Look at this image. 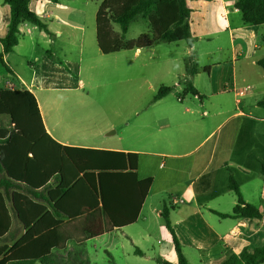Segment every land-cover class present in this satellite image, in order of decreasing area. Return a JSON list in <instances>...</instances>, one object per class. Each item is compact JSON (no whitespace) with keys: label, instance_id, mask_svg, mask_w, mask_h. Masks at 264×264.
I'll use <instances>...</instances> for the list:
<instances>
[{"label":"crops","instance_id":"1","mask_svg":"<svg viewBox=\"0 0 264 264\" xmlns=\"http://www.w3.org/2000/svg\"><path fill=\"white\" fill-rule=\"evenodd\" d=\"M186 1L187 7L191 10L190 29L195 41L191 47L185 43V56L180 57L184 69L190 58L193 62L196 61L199 55L196 48L198 41L218 38L225 31L230 37L228 48L231 54L230 81L221 91L214 90L211 84L206 88H199L196 84L198 69L194 75L187 77L198 93L190 95L194 100H198L200 107L208 106V111L189 108L184 103L189 93L182 92L183 89L178 83L179 78L169 85L174 87L170 93L157 101H152V105L158 110L156 122L164 127L161 138L164 146L169 150L167 153L113 146V142L107 139L112 132L103 134L97 130L72 129L63 121L65 120L63 117L69 116L71 111L55 109L54 102L50 104L46 98L41 102L38 101L33 89L36 88L38 91L48 89L46 84L50 78L59 77L67 83L64 87H70L74 83L82 87L84 81L81 70L84 60L87 63L94 60L107 62L108 58H111L118 64L122 52L127 50L106 55L100 52L95 36V15L101 2L93 12V30H89L86 25L85 6H74V0L28 2L29 10L46 25L49 33L29 22L18 25V43L4 56L9 71L0 67L4 81L0 82V85H15L14 80H16L19 82V89L29 90L34 95L45 131L59 145L135 152L138 154L137 177L152 179L134 223L114 228L82 242L70 236L71 238H68L61 248H52L44 264H86L85 262L93 258L90 253L91 248L88 247L92 245L94 254L97 253L96 246H93L95 243H100L97 245L99 250L109 257H112L115 250L120 251L123 262L131 260L138 264L139 260L150 259L155 264H159L156 262L158 257L148 254L143 244L151 242L147 230L149 223L156 219L163 222L161 217L163 208L168 209L170 225L189 264H220L232 254L240 253L244 248L253 251L264 243L262 220L224 218L215 214V212L230 214L236 203L234 192L228 188L230 171L238 182L242 199L256 206L264 214V175L260 171L261 162L264 163V107L258 105L264 100V72L256 63L260 58H264V52H261L264 48V42L261 40L264 24L258 26L244 24L239 11H233L235 0ZM226 11L230 13L226 14ZM8 17L9 6L2 4L0 0V38L6 34ZM139 20H143L147 31L137 30L140 32L138 36H150L147 19L137 17L130 25H136L134 23ZM112 27L115 32H119L118 25L112 24ZM158 44L131 51L135 57H138L144 49L153 52V48ZM37 49L43 50L44 53L38 56L35 51ZM222 51L221 45L216 44L207 54H221ZM13 56L18 57L19 60L11 59ZM50 58L59 59L62 65H50L48 61ZM178 58L176 57L175 61H178ZM23 62L26 67L23 66ZM217 63L218 67L222 66V63ZM203 69L205 70L206 67ZM179 76L185 77V71ZM243 88L247 90L239 95L238 92ZM229 92L233 95V107L226 108L223 104L224 96ZM193 113L201 114L202 119L205 120H188L189 117L194 116ZM225 123H229L228 129L206 146L213 137L211 135ZM110 127L104 128L103 131L109 130ZM207 127L210 129L205 134L204 129ZM150 156L165 157L164 165L159 164L160 169L166 167L162 174L157 176L151 172V167L148 168ZM50 183L52 187L57 184L54 180ZM247 187L245 194L243 188ZM71 202V197L64 199L66 208L73 210L70 206ZM40 203L51 210L45 202ZM6 205L11 217V227L0 241V245L5 244L9 247L22 236L24 229L14 216L10 200L8 205L7 198ZM131 212L126 213V218ZM62 222H67V218H62ZM95 224L98 227L99 224L102 226L105 223L102 220ZM140 225L144 229H139ZM114 232H120L121 237L117 235L115 241L109 239L110 237L107 238ZM164 239L166 242L169 240L166 243L167 253L159 255V259L177 264V256L168 230L164 232ZM125 242L129 244L126 250H124Z\"/></svg>","mask_w":264,"mask_h":264},{"label":"trees","instance_id":"2","mask_svg":"<svg viewBox=\"0 0 264 264\" xmlns=\"http://www.w3.org/2000/svg\"><path fill=\"white\" fill-rule=\"evenodd\" d=\"M29 1L1 0L9 6L7 31L0 38V67L7 71L4 56L18 43L20 23L29 22L49 33L46 25L29 10ZM234 7L244 24H264V0H235ZM190 14L186 0H103L95 15L96 43L105 55L148 48L160 42L184 41L191 47L195 39ZM137 17L147 19L150 36L128 40L125 34ZM112 24L118 25L119 32L113 30ZM261 40L264 42V33ZM189 62L185 65L183 93L197 95L187 79L197 72V67L191 58ZM256 63L264 72V58ZM173 88L159 87L152 101L165 97ZM258 105L264 107V100ZM0 116L7 117L10 123L8 128L0 126V241L11 227L7 197L24 229L11 246L0 245V264H44L52 248H61L70 236L82 242L136 221L152 183L150 177H137V153L59 145L46 133L37 101L26 89L0 87ZM260 171L264 175L263 162ZM51 180L57 183L55 187ZM228 188L234 192L236 203L230 214H215L264 222V214L242 199L232 171ZM66 197H71L73 210L66 208ZM161 217L171 235L177 264H189L170 225L168 209L163 208ZM62 218H67V222L63 223ZM102 220L105 224L96 227L95 223ZM156 262L172 264L159 258ZM263 263L264 243L253 251L244 248L220 264Z\"/></svg>","mask_w":264,"mask_h":264},{"label":"rangeland","instance_id":"3","mask_svg":"<svg viewBox=\"0 0 264 264\" xmlns=\"http://www.w3.org/2000/svg\"><path fill=\"white\" fill-rule=\"evenodd\" d=\"M101 1L74 0V6H85L86 8L85 22L89 30L94 29L93 12ZM134 24L136 25H130L125 35V38L128 40L135 39L138 36L140 32H137V30L147 31L143 20H139ZM216 44L221 45L223 49L221 54H207L208 51L213 50ZM229 45L230 37L225 31L218 38L203 39L196 43L199 53L195 61V65L199 70L196 84L199 88H206L209 84L212 85L214 90L223 91V88H226L227 83L230 81L231 72V67L229 66L231 59V54L228 50ZM40 47L44 48L43 45H40ZM35 51L38 56L40 53H44L41 49ZM185 51L186 44L184 41L160 42L153 48V52L149 49H144L138 57H135L131 50L122 52V58L118 61V64L114 63L111 58H108L107 62L94 60L91 63H87L84 60L81 70V76L84 81L82 87H79L77 83H74L70 87H64L67 83H64L59 77H54L50 78L46 84L49 87L48 89L38 91L34 88V94L39 102L44 100L43 98H46L50 104L54 102L53 106L55 109L71 111L69 116L63 117L65 119L63 121L71 126L72 129L84 131L97 130L103 132V134L112 132L107 136V139L113 142V146L167 153L169 150L164 146L163 139L161 138L164 127H161L162 125L156 122L158 110L152 105V99L159 87L172 85L178 80L177 78H179L178 83L181 89H183L186 76L180 77L179 75L182 71H185L183 62L181 61L185 56ZM261 52H264V48L261 49ZM178 54H181V56H178ZM176 57H179L180 61H175ZM11 59L19 60L16 56L11 57ZM48 61L50 65H62L59 63L60 60L56 58H50ZM217 62L222 63V66L218 67ZM25 65L23 62V66ZM203 67H206V69L204 70ZM1 74L0 82H4ZM14 83L16 84H1L0 87L11 90L19 89V82L14 80ZM224 100L223 104L226 108L233 107V95L231 92L225 94ZM191 102L194 103L192 104ZM184 103L189 108L195 107L200 111L204 109L208 111V106L200 107L198 100H194L190 93L185 97ZM193 114L194 116L189 117L188 120H205L202 119L201 114ZM0 126L10 127L7 117L0 116ZM108 126H111L110 129L103 131ZM228 127L229 123L223 124L222 127L211 135L213 137L206 143V146L218 139ZM209 129L210 127L205 128L204 133L207 134ZM159 137L160 139H158ZM148 159H151L148 163V168L151 167L153 174H157L158 176L165 171L166 167L160 169L159 166L160 163H162V166L164 165L165 157L150 156ZM246 189L248 187L243 188L245 194H247ZM7 203L9 205L8 197ZM149 225L147 230L151 242L143 244V248L147 250L148 254L159 258V255L167 253L166 243L169 240L167 242L164 241V232L167 229L160 219L151 221ZM139 229L144 228L140 225ZM117 235L121 237L120 232H114L107 238L110 237L109 239L115 241ZM99 244L95 243L93 245L97 248L96 254H94L92 245L88 247V249L91 248L90 253L93 258L85 262L86 264H135L131 260L123 262L120 251L115 250L112 257L103 254L97 246ZM125 245L124 250H126V247L129 248L127 242H125ZM138 264L155 263L150 259H146L139 260Z\"/></svg>","mask_w":264,"mask_h":264},{"label":"built area","instance_id":"4","mask_svg":"<svg viewBox=\"0 0 264 264\" xmlns=\"http://www.w3.org/2000/svg\"><path fill=\"white\" fill-rule=\"evenodd\" d=\"M231 11V10H230ZM230 11H226V14L230 13ZM234 12H238V9H236L235 7L233 8ZM247 90V88H243L241 89L238 93L239 95H242L245 91Z\"/></svg>","mask_w":264,"mask_h":264}]
</instances>
